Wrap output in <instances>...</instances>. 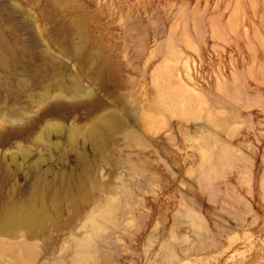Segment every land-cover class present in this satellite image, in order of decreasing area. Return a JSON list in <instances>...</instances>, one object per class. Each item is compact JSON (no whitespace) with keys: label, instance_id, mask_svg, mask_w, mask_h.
Here are the masks:
<instances>
[{"label":"rangeland","instance_id":"374dc122","mask_svg":"<svg viewBox=\"0 0 264 264\" xmlns=\"http://www.w3.org/2000/svg\"><path fill=\"white\" fill-rule=\"evenodd\" d=\"M0 231V264H264V0H0Z\"/></svg>","mask_w":264,"mask_h":264},{"label":"bare ground","instance_id":"6f19581e","mask_svg":"<svg viewBox=\"0 0 264 264\" xmlns=\"http://www.w3.org/2000/svg\"><path fill=\"white\" fill-rule=\"evenodd\" d=\"M211 104H212V106H215V104H222L220 101H218V100H212L211 101ZM114 121H116V120H106L105 122H104V125L105 126H96L95 128H94V130H93V135H94V137L96 138V142H101L102 140H103V135H104V131H105V127H111V126H113V125H115L116 124V122H114ZM133 202H135V201H133ZM134 204V203H133ZM132 207V204H131V202H130V204H129V206L128 207ZM134 206V205H133ZM130 207V208H131ZM135 207V206H134ZM130 208H129V210H130ZM131 209H133V208H131ZM135 209V208H134ZM134 209H133V211H134ZM131 212V211H130ZM93 218L92 217H90L89 218V221H91V223H92V226H95V224H94V220H92ZM191 221L192 222H194L192 219H191ZM38 222V218L36 217V215H35V213L33 212V210L32 209H30V208H20V209H18V210H16L13 214H11L6 220H5V222H4V226L5 227H10L11 225L10 224H13V223H17V224H21V225H25V226H27V227H32L34 224H36ZM192 222H187V223H191L192 224ZM115 224H117L118 225V223L116 222ZM121 224V223H120ZM195 224V223H194ZM194 224H192L193 226L192 227H194ZM189 225V224H188ZM190 226V225H189ZM116 227H119V225L118 226H116ZM191 227V226H190ZM195 227H196V225H195ZM191 230L192 229H190L189 231L191 232ZM194 232V228H193V230H192V233ZM0 233H1V231H0ZM98 234H96V236H97ZM105 237H107V238H105L103 241H106V239H108L107 241L109 242L108 244H110L112 241H110L111 239H112V237L110 236H105ZM109 237V238H108ZM104 238V237H103ZM111 238V239H110ZM90 239V237L89 236H87V237H85V238H82L79 242H78V245H79V248L80 249H83V248H86V250L88 249V247H90V241H91V239ZM180 239V238H179ZM106 241V242H107ZM192 241V240H191ZM182 243V242H181ZM93 246V245H92ZM81 251V250H80ZM80 251H78V252H80ZM188 251V250H187ZM77 252V253H78ZM88 252H90V251H88ZM87 254V253H86ZM86 254H84V252H83V250L80 252V253H78L77 254V259L76 258H74V260L73 261H75V262H73L74 264H85V263H83L84 262V260L87 258V259H89V258H91V257H89L88 258V254H90V256H91V253H88L87 255ZM171 255H173V254H171ZM76 259V260H75Z\"/></svg>","mask_w":264,"mask_h":264}]
</instances>
